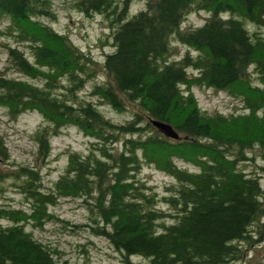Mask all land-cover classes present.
<instances>
[{
  "label": "trees",
  "instance_id": "16d2710c",
  "mask_svg": "<svg viewBox=\"0 0 264 264\" xmlns=\"http://www.w3.org/2000/svg\"><path fill=\"white\" fill-rule=\"evenodd\" d=\"M123 3L73 1L77 10L110 20L113 47L99 64L68 34L39 19L55 18L52 0H0V15L29 51L8 45L5 67L29 79L0 69V107L11 116L40 112L32 137L41 157L64 126L93 137L87 153L69 152L48 191L34 165L4 172L28 206H0V218L9 221L0 224V264H56L57 248L27 225L63 221L48 208L63 196L81 198L88 212V222L72 227L85 225L105 236L125 264H143L132 256L144 264H228L243 259L264 235V184L241 166L252 159L249 150L264 146V119L257 114L264 112V0H145L131 15ZM192 10L210 15L183 28ZM248 22L258 28L250 30ZM172 36L195 53L169 60ZM101 69L106 78L89 93L117 111L131 103L130 119L113 121L80 94ZM192 85L239 88L249 110L244 127H232L221 112L203 111ZM152 119L171 124L178 136L166 135ZM0 155H9L1 134ZM177 157L198 169L178 165ZM144 163L174 177L170 193L157 196L137 177Z\"/></svg>",
  "mask_w": 264,
  "mask_h": 264
},
{
  "label": "rangeland",
  "instance_id": "374dc122",
  "mask_svg": "<svg viewBox=\"0 0 264 264\" xmlns=\"http://www.w3.org/2000/svg\"><path fill=\"white\" fill-rule=\"evenodd\" d=\"M74 0H52V8L55 18L39 17L40 20L48 23L60 32L69 35L72 41L84 51L89 52L100 64L104 58V52L112 49L110 41L112 26L109 18L102 13L94 12L90 15L77 10L73 6ZM121 5L126 2L127 15L144 6L145 0H117ZM210 15L208 10L189 11L181 26L183 28L195 27L205 21ZM128 17V16H127ZM250 30L258 28L255 24L248 22ZM10 27L9 18L0 15V69L9 75L21 76L29 79L12 67L6 68L8 64V45H19L27 54L28 48L24 43L16 42L14 30ZM171 55L169 60L180 58L187 50L195 53V50L179 42L174 36L171 37ZM253 66H250L252 68ZM106 73L101 69L100 73L88 80L80 94L91 100L101 112L116 122H122L132 117L134 105L127 102V109L117 111L110 104L101 100L96 94H90L93 84L105 80ZM257 76L253 75V80ZM191 92L195 97L198 106L207 113L221 112L228 117L232 127L242 128L246 123L245 116L249 110L244 107L239 88L233 87V92L226 89H214L212 86L192 85ZM259 118L264 119V112H257ZM42 115L36 110H27L17 116H11L5 108L0 107V134L4 137L7 146L8 157L1 156L0 159V206L4 207H27L26 200L12 185L11 178L4 175L11 168L18 164L34 165L40 171L43 190L53 188L54 181L63 171L68 161V154L71 151L87 153L91 147V136L84 134L75 125H67L62 131L51 138V150L48 156L41 157L36 151V143L32 137L33 131L42 122ZM264 146L256 145L248 151L253 156L241 166L249 173H258L261 182L264 184ZM178 165L190 170H197L198 166L192 161L175 158ZM137 177L143 180L156 192L157 196L170 193L172 186L176 184L174 177L158 169L152 164L144 163ZM160 205L166 207L164 202ZM49 210L63 221L55 219L47 221L42 227L27 225L35 237L51 246L57 248L55 253L56 264H125L119 258V252L110 244L103 235L93 233L88 226L72 225L85 224L89 221L88 212L81 204V198L63 196L59 197L56 204L49 205ZM5 218H0V224H8ZM69 223V225H68ZM72 224V225H71ZM136 261L144 264L143 258L132 256ZM264 260V235L251 247H248L244 258L240 261L228 264H255Z\"/></svg>",
  "mask_w": 264,
  "mask_h": 264
},
{
  "label": "water",
  "instance_id": "95a60500",
  "mask_svg": "<svg viewBox=\"0 0 264 264\" xmlns=\"http://www.w3.org/2000/svg\"><path fill=\"white\" fill-rule=\"evenodd\" d=\"M152 122L157 128L162 130L166 135L171 136V137L178 136V132L172 127L171 124L161 121V120H155V119H152ZM0 159H1V155H0Z\"/></svg>",
  "mask_w": 264,
  "mask_h": 264
}]
</instances>
